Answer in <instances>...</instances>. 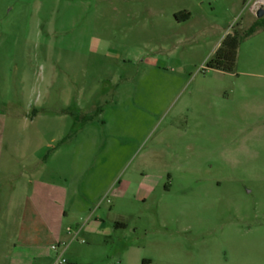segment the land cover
Segmentation results:
<instances>
[{"label": "rangeland", "instance_id": "rangeland-1", "mask_svg": "<svg viewBox=\"0 0 264 264\" xmlns=\"http://www.w3.org/2000/svg\"><path fill=\"white\" fill-rule=\"evenodd\" d=\"M253 20L243 0H0V189L42 182L72 231L103 223L67 243L80 264H264V32L206 66ZM30 218L19 240L44 242Z\"/></svg>", "mask_w": 264, "mask_h": 264}, {"label": "crops", "instance_id": "crops-1", "mask_svg": "<svg viewBox=\"0 0 264 264\" xmlns=\"http://www.w3.org/2000/svg\"><path fill=\"white\" fill-rule=\"evenodd\" d=\"M258 32H264V30L257 31L256 33ZM27 184H30V189L21 190L19 199L17 198L15 187L8 188L5 192L0 189V214L14 210L18 212L17 219L11 221V224H8L9 222L6 223L11 229H14L13 236L6 231L5 234L1 235L4 237L2 239L0 237V243L6 245L5 251L1 254L0 258H2L5 264H52L56 257V252L51 250L50 247L53 244H61L59 253H62L67 263L80 264L79 253L69 252L67 243L70 245L75 241L78 244V248H84L79 245V235H83L88 240L93 241V238L103 236L100 232L103 229H107V227H102L103 223L99 225L94 224L98 227V230H91L90 224L93 221L89 219L86 220V223L77 226L72 231L68 223L69 210L66 209V205L64 204L65 195H63V198L56 197L50 193V190H44L41 187L44 185L42 182L29 180ZM27 212H29L30 219H32L33 215H36L38 223L34 224H38L37 226L40 227L36 234L41 235L42 239H46L44 242L41 240H36V242L19 240V236L22 235L21 231ZM67 230L74 232L70 238ZM1 232L2 228L0 227V234ZM33 233L31 231L28 236L32 237Z\"/></svg>", "mask_w": 264, "mask_h": 264}, {"label": "trees", "instance_id": "trees-1", "mask_svg": "<svg viewBox=\"0 0 264 264\" xmlns=\"http://www.w3.org/2000/svg\"><path fill=\"white\" fill-rule=\"evenodd\" d=\"M244 3L246 0H243ZM174 18L177 21H185L189 18V13L181 12L176 13ZM264 30V16L256 18L252 24L246 28L241 29L236 26L231 34H227L222 40L220 46L215 51L212 58L207 62V68L232 72L235 66L236 51L239 44L246 38L250 37L257 31ZM115 228H123L124 224L117 222L114 224Z\"/></svg>", "mask_w": 264, "mask_h": 264}, {"label": "built area", "instance_id": "built-area-1", "mask_svg": "<svg viewBox=\"0 0 264 264\" xmlns=\"http://www.w3.org/2000/svg\"><path fill=\"white\" fill-rule=\"evenodd\" d=\"M246 2L248 3V11L253 17L256 18V14L260 9L264 11V0H247ZM67 231L69 232V230ZM73 239H75V237H73ZM81 242L83 243L84 241L81 240ZM60 247L61 244H53L50 247L51 250L56 252V257L53 260L52 264H68L66 259L63 257L62 253H59Z\"/></svg>", "mask_w": 264, "mask_h": 264}, {"label": "water", "instance_id": "water-1", "mask_svg": "<svg viewBox=\"0 0 264 264\" xmlns=\"http://www.w3.org/2000/svg\"><path fill=\"white\" fill-rule=\"evenodd\" d=\"M264 15V11L262 9H260L257 14H256V18H261Z\"/></svg>", "mask_w": 264, "mask_h": 264}]
</instances>
